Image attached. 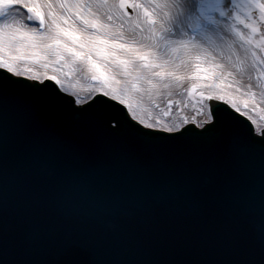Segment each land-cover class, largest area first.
Returning <instances> with one entry per match:
<instances>
[{"label": "snow or ice", "instance_id": "6c2138e0", "mask_svg": "<svg viewBox=\"0 0 264 264\" xmlns=\"http://www.w3.org/2000/svg\"><path fill=\"white\" fill-rule=\"evenodd\" d=\"M52 6L0 0V264H264V128L245 129L214 103L194 123L149 122L103 84L85 101L67 94L58 75L21 71L10 53L24 41L58 59L84 55L64 43L76 35L59 25L51 44L42 43L46 33L35 29ZM61 7L80 15L79 5ZM111 7L129 17L138 10L157 45L197 61L243 37L236 0H116ZM248 7L264 20V0ZM132 55L164 68L154 63L159 56ZM185 250L210 258L177 259Z\"/></svg>", "mask_w": 264, "mask_h": 264}, {"label": "rangeland", "instance_id": "374dc122", "mask_svg": "<svg viewBox=\"0 0 264 264\" xmlns=\"http://www.w3.org/2000/svg\"><path fill=\"white\" fill-rule=\"evenodd\" d=\"M72 1L78 3L80 15H77L75 7L62 8L60 4L63 3L62 0H56L58 16L52 17L54 11L51 14L52 12L48 8H44L42 10L47 12L44 28L35 29V25L24 23V30L35 29L38 32H45L46 35L42 38V43L51 44L50 37L56 33V25H59L61 29H68L75 33V42L70 35L63 36V40L64 43L79 52H81V45L84 44L85 49L87 45L92 44L93 41L89 38L83 39V36L93 35L100 31L98 22L110 23L112 27L120 29L121 32H125L131 37H117L114 42L118 46L130 44L135 48L139 45L140 35L149 31L148 25L144 23L143 15L138 10H131L132 15L129 17L111 7L116 0H106V2L105 0ZM35 2L47 5V0H35ZM236 3L241 6L238 11L241 14V21H243V23L237 21L236 27L243 33V37H235V43L229 52L225 53L222 48L217 49L197 61L182 53L164 51L165 53L162 52L164 55L159 56V60H154L156 64L163 63L164 68L154 66L149 71L150 76L148 75L145 79L139 76L140 74L137 75L136 72L129 71L132 66H145L143 60L138 57L133 59L132 53L107 54L105 46L98 47L97 53L91 55L89 53L91 60L85 53L80 57L66 53L63 59H58L50 49L33 48L26 41L14 46L10 54L13 57H19L17 63L21 71L31 70L33 74L58 75L63 81L64 87L69 90V94L76 93L80 99L85 101H87L89 93L99 89L103 84L107 90L124 95L138 114L149 122L163 120L167 125L173 126L182 123L185 119L190 123L203 120V113L208 110L207 97L216 98L219 95H224L226 99L223 101L227 102V98H231L242 109L240 113L244 115V111H247L248 116L246 117L253 122L256 129H261L264 128V63H261L264 60V20L260 19L259 8L248 7V5L254 4L255 0H236ZM81 15L84 19L80 18ZM60 16L61 19H59ZM51 20L55 22H51ZM93 22H96L95 27ZM248 24H254L257 30L253 32L252 28L247 27ZM157 46H161V44ZM234 52L236 61L225 62V56L228 53L231 56ZM3 55L4 51L0 49V56ZM123 60H128L127 67L122 63ZM93 62L96 67L93 66ZM46 64L47 67H45ZM197 64H199V68H197ZM115 67L120 72H112ZM240 69L245 70L246 76L249 77L248 80L252 84L248 87L250 89L246 87L244 91L240 92L242 95H236L237 93L234 94L230 90L231 87L237 85L231 77V72H240ZM162 70H175L176 74L163 77L153 75V73ZM151 72L153 73L151 74ZM94 77L97 78L94 79ZM151 80H159L158 84H155L157 88L154 86L139 87ZM109 82L113 84L109 85ZM193 85L196 87L194 88Z\"/></svg>", "mask_w": 264, "mask_h": 264}, {"label": "bare ground", "instance_id": "6f19581e", "mask_svg": "<svg viewBox=\"0 0 264 264\" xmlns=\"http://www.w3.org/2000/svg\"><path fill=\"white\" fill-rule=\"evenodd\" d=\"M56 0H47V4L48 3H51L53 6L51 8H48L53 14V11H54V14L52 15V17H56L59 15V13L56 11ZM63 3H66V5H78L77 2L75 1H72V0H62ZM61 4V3H60ZM50 17V15H49ZM51 17V18H52ZM61 19V16L60 18ZM51 22H55L54 20H51ZM98 27L100 29V31H97L95 32L93 35H86V36H83V39L84 38H89V40L93 41L91 45H87V47L84 49V44L81 45L80 47V51L82 53H85L86 55H90L93 54V53H97L98 52V47H104L105 46V53L107 54H117V55H125V54H130L133 52V50H138L140 52H145V53H148L150 56H161L164 55V51H167L168 53H171L172 51L170 50H167L163 47V45L161 44V46H157L155 42H152L154 40H152L150 38V35H149V31H145L143 32L141 35H140V39H139V45L137 47H135L134 49H129V48H124V47H121V46H118L117 43L114 42V40L117 38V37H120V38H123V37H127V38H131L130 36H128L125 32H121L120 29L118 28H115L114 26L112 27L110 25V23H105V22H98ZM83 47V48H82ZM233 48V46L231 48H228V47H223L222 48V51H224L225 53L229 52L231 49ZM233 51V50H232ZM164 52V53H162ZM89 55V56H90ZM225 62H228L230 60H234L236 61V53L234 52L233 55H229V53L225 56ZM133 59H137V57H134ZM84 60V59H82ZM78 66V65H77ZM226 66V64H225ZM154 68V67H152ZM152 68H149V67H146V66H132L130 67L129 71L131 72H136L137 75L143 77L144 79L149 75L150 76V73L149 71L152 70ZM112 72H120V70H118V68H114ZM153 72H151L152 74ZM231 77L234 79V83H236L237 85L236 86H233L230 88L231 92L236 94V95H240L242 92V90L244 91L247 87V89H250L248 87L251 86V82L248 80L249 77L246 76V72L245 70H242L240 69V72H237V71H232L231 72ZM158 81H155V80H151V83H147V84H142L141 86L139 87H151V86H154V88H157V86L155 84H158ZM162 82V81H160ZM120 83V82H119ZM110 84H113V83H110L109 82V85ZM123 87H125V85H123L122 83H120ZM161 86V85H159ZM158 86V87H159ZM238 87H240L238 89ZM145 89V88H144ZM242 95V94H241Z\"/></svg>", "mask_w": 264, "mask_h": 264}, {"label": "water", "instance_id": "95a60500", "mask_svg": "<svg viewBox=\"0 0 264 264\" xmlns=\"http://www.w3.org/2000/svg\"><path fill=\"white\" fill-rule=\"evenodd\" d=\"M100 95H102V94H100ZM208 102H209V104H213L214 103V104H217V105H220V106H223V107H227L228 109H230L226 104H223V103L218 102V101L213 100V99L208 100ZM115 103L119 104V102H117V101H115ZM121 107L126 108L123 105H121ZM232 112L235 113L234 111H232ZM235 115L238 118L241 126L244 127L245 129H247V127L249 125H251V123L247 119H245L244 117L238 115L237 113H235ZM251 127H252V125H251ZM158 210L159 211H169L167 209V207L163 206V205L159 206ZM176 258L179 259V260H182V261H192V260H197V259H207V258H210V257H201L195 252V250H185L184 252L177 254Z\"/></svg>", "mask_w": 264, "mask_h": 264}]
</instances>
